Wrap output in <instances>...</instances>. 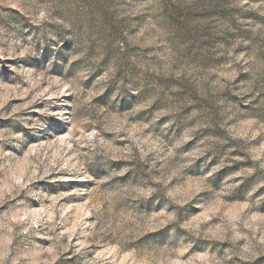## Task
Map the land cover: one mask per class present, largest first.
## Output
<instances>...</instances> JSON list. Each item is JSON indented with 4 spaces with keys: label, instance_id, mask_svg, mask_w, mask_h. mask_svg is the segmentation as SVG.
<instances>
[{
    "label": "rangeland",
    "instance_id": "rangeland-1",
    "mask_svg": "<svg viewBox=\"0 0 264 264\" xmlns=\"http://www.w3.org/2000/svg\"><path fill=\"white\" fill-rule=\"evenodd\" d=\"M0 264H264V0H0Z\"/></svg>",
    "mask_w": 264,
    "mask_h": 264
}]
</instances>
